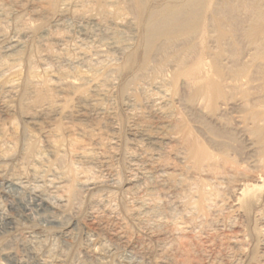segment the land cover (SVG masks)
<instances>
[{"label":"bare ground","instance_id":"bare-ground-1","mask_svg":"<svg viewBox=\"0 0 264 264\" xmlns=\"http://www.w3.org/2000/svg\"><path fill=\"white\" fill-rule=\"evenodd\" d=\"M119 2L122 0H0V184H8L17 193L2 192V196L13 209L18 202L11 198L25 195L37 211L49 210L48 220L56 224L60 215L74 209L80 193L114 184L118 180L113 163L119 157L114 132L120 110L132 137L123 150L129 169L123 190L127 214L154 239L159 251L166 250L176 234H184V239L185 233L211 224L224 210H246L261 202L264 208V98L249 103L221 99L219 86L211 81V72L201 60L173 65L171 71L148 61V70L139 68L142 75L124 70L132 56L127 54L136 48L134 32L140 17L119 8ZM85 8L79 17L84 27L57 33L70 13L80 15ZM21 16L23 23L6 34L4 24ZM162 16L157 23H171L172 14ZM50 20L49 28L45 23ZM146 26L147 32L153 30V25ZM128 32L131 41L124 38ZM32 36H36L34 44L27 49L26 41ZM63 63L76 66L75 71L78 67L77 73H65ZM35 67L46 72L53 67L56 75L65 74L43 80ZM127 75L133 77V85L121 83ZM217 105L225 115L232 108L239 109L234 131L257 151V159L252 161L255 171H246L243 162L237 164L238 152L222 133L230 132L221 121L223 115L208 116L213 108L214 114L219 111ZM16 119L22 121L21 130ZM208 119L218 124V132L210 135L206 131ZM76 121L79 123L74 124ZM84 121L89 125L80 123ZM104 129L110 134L105 135ZM218 188H225L227 194ZM109 198L99 195L91 201L94 215L100 209L110 213ZM51 199L56 200L55 206L50 205ZM18 201L24 208L21 216L29 220L31 209ZM174 207L181 217L178 211L174 214ZM209 207L213 212L209 213ZM2 209L0 221L16 224ZM64 230L60 236L67 235L68 229ZM124 235L117 231L113 236L120 243H129ZM259 240L263 255L257 264H264V237ZM137 241L132 245L136 253L152 259L150 244ZM233 246L237 253L223 256L230 264H236L246 248L243 241H234ZM169 251L155 258L154 264H186L182 256H171Z\"/></svg>","mask_w":264,"mask_h":264},{"label":"rangeland","instance_id":"rangeland-1","mask_svg":"<svg viewBox=\"0 0 264 264\" xmlns=\"http://www.w3.org/2000/svg\"><path fill=\"white\" fill-rule=\"evenodd\" d=\"M119 8L140 17L137 33L134 32L136 48L135 51L127 54L129 56L132 54V56L124 70H132L134 75H142L143 72L139 68L148 70L146 66L148 61L153 66L160 65L171 71L173 65L194 64L201 60L205 68L211 72V81L215 86H219L221 99L233 100L236 101L235 103L243 101L249 103L264 98V0H122V3L119 2ZM86 10L87 8L81 9L78 12L80 15L76 16L75 13H70L68 18L63 20L61 27H64L63 31L58 28L57 33L64 32V30L65 32L66 30L76 31L78 27H84L85 24L79 17ZM164 14H172L171 23L168 21L164 24L157 23L158 18L163 17ZM18 19H16L17 22L15 19H10L4 24L7 27H3L6 34L7 32L10 34L13 29L17 28L16 24L23 23L22 16ZM51 25L52 20L46 21L45 26L50 28ZM146 25H151V27L153 25V30L147 32ZM90 28H95V26ZM130 37H132L131 32L124 35L126 39L130 40ZM35 38L36 36H32L27 39V49L33 46ZM125 59L126 57L120 63ZM63 65L67 74H76L78 71V67L75 71L76 66L74 65V67L66 63ZM23 68L20 69L24 76L25 69ZM46 70L48 73L39 68L35 73L39 77L43 76V80L47 77H49L47 80L52 79L54 75L59 76L64 73L56 75L53 67ZM133 82V77L128 75L122 77L121 83L127 86L133 85ZM218 105L216 108L219 111L214 114L215 108H213L208 116L223 115L221 121L228 125L230 132L222 131V133L227 137L226 143L238 152L237 164L243 162L244 164L241 165L246 171H255L252 161L257 159V151H254V146L253 148L247 147L242 141L243 137L234 131V117L240 115L239 109L232 108L229 111L233 112L225 115ZM16 122L18 129L21 130L22 121L16 119ZM117 122L119 127L117 126L118 131L116 130L114 134L119 141L117 151L119 157L113 165L118 181L100 190L92 188L86 193H80L78 202H75V207L73 206L74 209L60 215L58 223L49 222L48 215L51 212L46 209L40 210L41 212L37 211L30 205L31 200L22 194L11 198L14 203H18L10 209L2 195L4 193L17 195L16 190L8 184H0V207L3 208L5 214L15 218L16 223L12 226L0 221V264H154L155 258H161L165 255L163 252H168L170 249L171 256H182L181 259L185 260L186 264H213L214 260L219 261L216 262L217 264H230L229 261L223 259V256L225 252L237 253L233 246L234 241H243L246 247L243 248L240 260L236 264H257L263 255L262 246L258 242L260 237H264V224L260 221L264 220V208L261 204L263 202L246 210H224L221 217L211 220V224L208 222L207 225H198L199 227L194 228L195 230L185 233L186 238L182 239L184 234H176L174 243L168 242L165 245L168 251L167 249L158 250L154 239L149 238L144 231L140 230L127 214L129 205L123 190L126 188L129 169L124 160V151L129 147L132 137L127 127V120L120 110ZM213 122L215 121H210L206 125V131L209 134L218 132L219 126ZM77 123L79 122L76 121L74 124ZM80 123L89 125L85 121ZM56 126L61 127L59 122ZM104 132L105 135L110 134L105 129ZM251 151L255 153L251 154ZM247 157H251V160L248 161ZM220 189L217 190L223 191L220 192L221 194L225 192L227 194L228 191L225 188ZM99 195L111 197L109 199L112 201H109L112 203L109 202V206L113 211L111 209L109 213L105 211L106 209H102L103 211L100 209V211L96 210V215H94L90 210L91 201L97 199ZM263 198L264 187L262 189ZM19 199L23 200L32 211L29 220L21 216L24 208L18 201ZM49 202L52 206L56 204L54 199ZM174 208L176 211L174 214L177 215L178 211V216L181 217L179 208ZM208 210L210 213L214 208L209 207ZM65 228L68 229L67 235L60 236L59 234L64 232ZM117 231L122 235L124 233L129 243L118 242L113 236ZM137 240H144L145 243L150 244L149 247L153 251L152 259H146L136 253L132 245L138 242ZM178 258L180 257H177V260Z\"/></svg>","mask_w":264,"mask_h":264}]
</instances>
